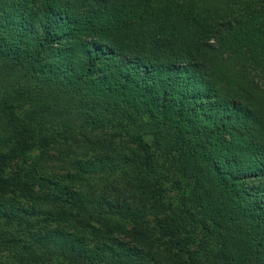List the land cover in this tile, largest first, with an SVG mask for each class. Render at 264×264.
I'll list each match as a JSON object with an SVG mask.
<instances>
[{"label":"trees","instance_id":"16d2710c","mask_svg":"<svg viewBox=\"0 0 264 264\" xmlns=\"http://www.w3.org/2000/svg\"><path fill=\"white\" fill-rule=\"evenodd\" d=\"M0 264H264V0H0Z\"/></svg>","mask_w":264,"mask_h":264},{"label":"rangeland","instance_id":"374dc122","mask_svg":"<svg viewBox=\"0 0 264 264\" xmlns=\"http://www.w3.org/2000/svg\"><path fill=\"white\" fill-rule=\"evenodd\" d=\"M171 182L168 183V187H170L172 184H170ZM171 193H175V190L172 191Z\"/></svg>","mask_w":264,"mask_h":264}]
</instances>
